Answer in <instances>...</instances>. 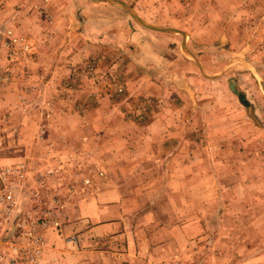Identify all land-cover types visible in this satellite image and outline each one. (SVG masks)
I'll return each mask as SVG.
<instances>
[{"label":"rangeland","instance_id":"1","mask_svg":"<svg viewBox=\"0 0 264 264\" xmlns=\"http://www.w3.org/2000/svg\"><path fill=\"white\" fill-rule=\"evenodd\" d=\"M5 167L0 264H264V0H0Z\"/></svg>","mask_w":264,"mask_h":264},{"label":"built area","instance_id":"2","mask_svg":"<svg viewBox=\"0 0 264 264\" xmlns=\"http://www.w3.org/2000/svg\"><path fill=\"white\" fill-rule=\"evenodd\" d=\"M16 41V40H14ZM14 172L5 167L0 170V227L3 223V219L8 218L10 215V212L12 210L11 205L13 204V197L11 196L9 192V182L8 178L13 174ZM28 236L33 238L34 242H37L38 238H35V236L31 233H27ZM39 252V249H36V254Z\"/></svg>","mask_w":264,"mask_h":264},{"label":"trees","instance_id":"3","mask_svg":"<svg viewBox=\"0 0 264 264\" xmlns=\"http://www.w3.org/2000/svg\"><path fill=\"white\" fill-rule=\"evenodd\" d=\"M239 99H240L241 103H242L243 105H245V102H243V100H241V97H240Z\"/></svg>","mask_w":264,"mask_h":264}]
</instances>
